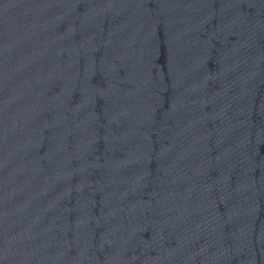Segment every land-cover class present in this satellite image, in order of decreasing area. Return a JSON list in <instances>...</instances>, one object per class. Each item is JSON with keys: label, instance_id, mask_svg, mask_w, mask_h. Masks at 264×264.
I'll use <instances>...</instances> for the list:
<instances>
[{"label": "water", "instance_id": "1", "mask_svg": "<svg viewBox=\"0 0 264 264\" xmlns=\"http://www.w3.org/2000/svg\"><path fill=\"white\" fill-rule=\"evenodd\" d=\"M0 264H264V0H0Z\"/></svg>", "mask_w": 264, "mask_h": 264}]
</instances>
